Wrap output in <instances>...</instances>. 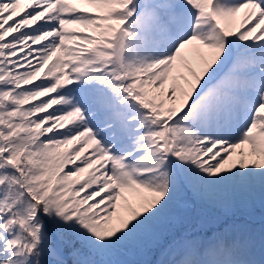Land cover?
<instances>
[{"label":"snow or ice","instance_id":"1","mask_svg":"<svg viewBox=\"0 0 264 264\" xmlns=\"http://www.w3.org/2000/svg\"><path fill=\"white\" fill-rule=\"evenodd\" d=\"M264 0H0V264H264Z\"/></svg>","mask_w":264,"mask_h":264},{"label":"rangeland","instance_id":"2","mask_svg":"<svg viewBox=\"0 0 264 264\" xmlns=\"http://www.w3.org/2000/svg\"><path fill=\"white\" fill-rule=\"evenodd\" d=\"M261 215H264V208H260V207L255 208L252 211L251 216L245 210H238L234 215L223 217L221 219V225L227 226L230 224L251 223L253 217L258 221Z\"/></svg>","mask_w":264,"mask_h":264}]
</instances>
